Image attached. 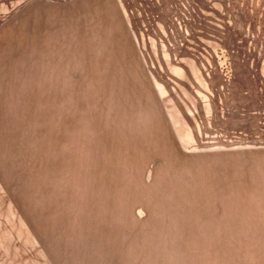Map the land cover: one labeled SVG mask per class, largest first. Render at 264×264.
<instances>
[{
    "label": "rangeland",
    "instance_id": "374dc122",
    "mask_svg": "<svg viewBox=\"0 0 264 264\" xmlns=\"http://www.w3.org/2000/svg\"><path fill=\"white\" fill-rule=\"evenodd\" d=\"M0 264H264V0H0Z\"/></svg>",
    "mask_w": 264,
    "mask_h": 264
}]
</instances>
